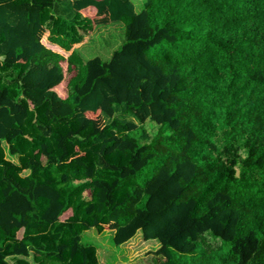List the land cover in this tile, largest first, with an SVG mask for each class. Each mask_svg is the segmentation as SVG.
<instances>
[{
    "label": "trees",
    "instance_id": "trees-1",
    "mask_svg": "<svg viewBox=\"0 0 264 264\" xmlns=\"http://www.w3.org/2000/svg\"><path fill=\"white\" fill-rule=\"evenodd\" d=\"M91 230L264 264V0H0V264H102Z\"/></svg>",
    "mask_w": 264,
    "mask_h": 264
},
{
    "label": "rangeland",
    "instance_id": "rangeland-1",
    "mask_svg": "<svg viewBox=\"0 0 264 264\" xmlns=\"http://www.w3.org/2000/svg\"><path fill=\"white\" fill-rule=\"evenodd\" d=\"M146 0H133L136 6V12H141L144 9ZM126 41V27L124 23H114L109 26H101L96 28L92 33L88 34L82 46H78V54L81 56L84 63L94 58H100L104 62H108L113 53L119 50ZM47 46H50L47 39H44ZM60 52L65 58L70 55L59 48H54ZM65 71H67V63H63ZM67 73V72H66ZM67 79L70 74H66ZM67 82V80H66ZM58 93L62 97L67 96L65 85L58 89ZM147 132L154 136L158 130L157 125L152 122L145 124ZM16 161V159H15ZM89 198V194H87ZM113 231L106 230L99 234L94 230L83 234V243L93 245L98 248L99 259L102 264H152L155 260V251L160 244L156 240L145 241L141 232L128 243L117 246L113 241ZM23 231L18 235L22 238ZM207 240L212 247H218L220 241L207 235Z\"/></svg>",
    "mask_w": 264,
    "mask_h": 264
},
{
    "label": "crops",
    "instance_id": "crops-1",
    "mask_svg": "<svg viewBox=\"0 0 264 264\" xmlns=\"http://www.w3.org/2000/svg\"><path fill=\"white\" fill-rule=\"evenodd\" d=\"M50 47L53 48V49L56 48L55 46H52V45H50Z\"/></svg>",
    "mask_w": 264,
    "mask_h": 264
}]
</instances>
